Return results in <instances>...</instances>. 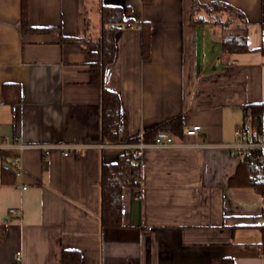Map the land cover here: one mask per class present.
<instances>
[{
    "label": "crops",
    "instance_id": "0c3cea01",
    "mask_svg": "<svg viewBox=\"0 0 264 264\" xmlns=\"http://www.w3.org/2000/svg\"><path fill=\"white\" fill-rule=\"evenodd\" d=\"M211 1L0 0V141L12 143L0 156V264H61L64 249L80 251V264H264L262 194L228 184L241 158L230 153L234 131L247 105L264 103V0H221L244 15L243 52L222 47L242 19L196 8ZM101 5L128 7L132 23L116 31L103 77L121 102L118 143L102 139V89L89 73ZM176 117L175 144L150 145L138 159L122 226L104 227L103 163ZM193 124L201 132L187 135ZM66 146L75 148L64 155Z\"/></svg>",
    "mask_w": 264,
    "mask_h": 264
},
{
    "label": "trees",
    "instance_id": "16d2710c",
    "mask_svg": "<svg viewBox=\"0 0 264 264\" xmlns=\"http://www.w3.org/2000/svg\"><path fill=\"white\" fill-rule=\"evenodd\" d=\"M148 1V0H145ZM205 8L214 12H226L238 16L243 21L242 29L235 33H230L222 41V47L229 52L248 51L246 41V21L243 13L234 8L231 4L212 0L196 8ZM102 28L99 37L95 40L97 49L91 51L89 56L90 80L98 84L102 89V139L107 143L119 142V124L121 117V102L119 95L104 87L103 77L105 66L110 63L115 54V34L119 27L124 23L130 22L127 17L128 7L118 5H101ZM141 24L142 29V56L148 58L150 54L151 25L147 21ZM22 27L28 30L25 12L23 11ZM41 30V29H33ZM71 42H88L90 39L83 37H68ZM264 51V47L262 49ZM6 87H4L5 89ZM245 115L251 118L252 122L261 126L264 122V103H252L245 107ZM181 118L176 117L157 128L145 132V140H153L158 135L180 134ZM7 149L0 150V156L6 157L9 153ZM13 154V152H11ZM259 152L257 149L250 150L244 157L240 158L235 173L229 178L230 186L252 187L259 193H264V174L263 168L259 163ZM140 162L133 155L130 149H124L123 153L112 164L103 163L101 175V221L104 227H120L122 221V197L126 186L139 185ZM15 171L12 167L4 166L3 182H12ZM262 230V243L264 244V225ZM6 232L5 224H0V242ZM82 254L76 249H64L61 255V264H80ZM221 264H233L232 259L224 258Z\"/></svg>",
    "mask_w": 264,
    "mask_h": 264
},
{
    "label": "built area",
    "instance_id": "2783aa9c",
    "mask_svg": "<svg viewBox=\"0 0 264 264\" xmlns=\"http://www.w3.org/2000/svg\"><path fill=\"white\" fill-rule=\"evenodd\" d=\"M127 26H132V23H126ZM201 132L200 124H193L186 128L185 133L187 135H196ZM235 141L231 145L230 153L233 156L244 157L250 150L257 149L259 152V163L263 168L264 174V125L260 128L254 125L251 118H246L243 123H241L238 127H236L234 131ZM175 144L174 138L172 134H164L158 135L151 141L145 140V132L140 131L137 133L135 137V141L133 143H128L125 145L126 149H130L134 156L138 159L141 157L143 150L150 146H160V147H169ZM12 146V143L6 140L0 141V150L5 147ZM20 148L23 145H18ZM62 147V146H61ZM63 150L64 155H68L70 149H74L75 147L66 146ZM13 163H17L19 160L18 156H15L13 159ZM17 174L20 173L19 170L16 171ZM25 188V187H23ZM262 199L264 203V193H262ZM19 254V252H18Z\"/></svg>",
    "mask_w": 264,
    "mask_h": 264
},
{
    "label": "rangeland",
    "instance_id": "374dc122",
    "mask_svg": "<svg viewBox=\"0 0 264 264\" xmlns=\"http://www.w3.org/2000/svg\"><path fill=\"white\" fill-rule=\"evenodd\" d=\"M94 21V20H93ZM94 23V22H93ZM96 26V25H95ZM94 27V25L92 26V28ZM97 28H98V25L96 26ZM95 28V27H94ZM255 126H257L258 128H260V127H262L263 125H264V122H263V124L261 125V126H258V125H256V124H254Z\"/></svg>",
    "mask_w": 264,
    "mask_h": 264
}]
</instances>
